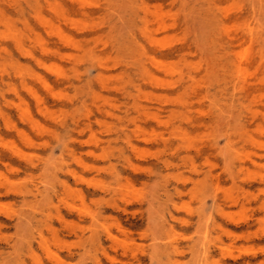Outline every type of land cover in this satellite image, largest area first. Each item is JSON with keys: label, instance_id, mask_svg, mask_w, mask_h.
<instances>
[{"label": "rangeland", "instance_id": "374dc122", "mask_svg": "<svg viewBox=\"0 0 264 264\" xmlns=\"http://www.w3.org/2000/svg\"><path fill=\"white\" fill-rule=\"evenodd\" d=\"M0 10V264H264V147L233 140L240 170L226 138L264 100V42L229 43L248 30L264 41V0ZM254 52L263 81L245 94L236 61ZM255 125L264 143V116Z\"/></svg>", "mask_w": 264, "mask_h": 264}, {"label": "bare ground", "instance_id": "6f19581e", "mask_svg": "<svg viewBox=\"0 0 264 264\" xmlns=\"http://www.w3.org/2000/svg\"><path fill=\"white\" fill-rule=\"evenodd\" d=\"M4 16L3 11L0 10V21H1V17ZM55 34L59 37V39L61 40H65V42L67 43V45H72L74 46L75 49L79 50L80 49V45L73 42V40H71L70 38H67L66 36H64V34L62 33L61 30H56ZM12 42L14 44V46L19 49L20 51H22L26 56H29L31 58H33V53L30 52V50H24L23 48V42L18 38L17 35H13L12 36ZM249 43L251 46L252 45H259L261 44L263 41L262 36L258 33H254L250 30L242 32V34L240 35H236L234 36V38H232V41H229V43H237V45H243V43ZM43 51L45 52H50V53H57L58 51L55 50H50V49H46L44 46H42ZM4 53L7 52V49H3ZM38 61V60H36ZM263 62L262 60V56L257 53H249L248 55H245L243 58L241 59H237L236 61V70L237 72L240 74V77L242 78L241 81H238V89L239 91H243L245 94H251L252 91H256L258 89H260V86L262 85V79L259 78L257 76V68L260 67L261 63ZM254 65H256V67L254 68V72L248 73V75H244L245 72H248L249 67L252 69L254 67ZM239 74L237 75V79L239 80ZM32 75L34 77H36L37 79H39L43 85L46 88H49L47 82L41 78L40 76L36 75L35 73H32ZM57 77L60 75L62 77V75L60 73H56L55 74ZM3 80V79H2ZM240 92V93H241ZM35 100H36V104H37V110L41 113H48V107L43 103L42 99L39 96H34ZM262 98V97H261ZM255 104L253 106H247L244 107V111L242 113V118L241 121L238 123L237 125V130L238 133L235 134V136L231 139L232 136L230 135H226V138H228V143H230L228 146H230L229 150H233L234 153L237 155V161L240 164L239 166L241 167L240 170H242V166L244 165V162L242 161V154L240 153V148L236 149L234 148V144H231L232 141L236 140V144L238 143H243L244 145H262V147H264V143L262 142H258L257 140H255L254 136H253V128L252 125L254 124V126L259 127L257 125H255L257 119L259 116H264L263 115V110H264V100L260 99V97L257 95L256 99H255ZM18 112L20 117L28 122V124L32 127L37 126L36 121L34 120V118H32L31 113H30V109L29 107L23 106V105H19L18 106ZM6 125L9 126L10 128H14L17 129L15 124L10 123L9 121L6 122ZM260 130V129H259ZM261 132L264 133V130H260ZM132 147H135L133 145H131ZM250 161L255 164L256 160L250 158ZM218 189V188H216ZM28 223V221L26 220H19L17 223L14 224V226L21 228L22 226H25ZM107 236L110 237V233H107Z\"/></svg>", "mask_w": 264, "mask_h": 264}]
</instances>
